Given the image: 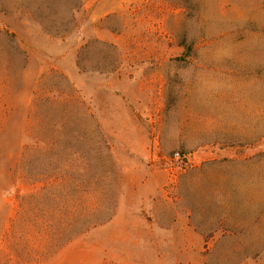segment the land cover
<instances>
[{
  "label": "rangeland",
  "instance_id": "rangeland-1",
  "mask_svg": "<svg viewBox=\"0 0 264 264\" xmlns=\"http://www.w3.org/2000/svg\"><path fill=\"white\" fill-rule=\"evenodd\" d=\"M0 264H264V0H0Z\"/></svg>",
  "mask_w": 264,
  "mask_h": 264
}]
</instances>
